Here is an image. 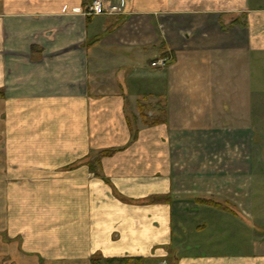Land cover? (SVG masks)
<instances>
[{"label": "crops", "instance_id": "crops-1", "mask_svg": "<svg viewBox=\"0 0 264 264\" xmlns=\"http://www.w3.org/2000/svg\"><path fill=\"white\" fill-rule=\"evenodd\" d=\"M91 1L0 0V264L153 261L179 214L224 208L250 250L199 253L203 235L173 264H264V0L73 13Z\"/></svg>", "mask_w": 264, "mask_h": 264}, {"label": "rangeland", "instance_id": "rangeland-1", "mask_svg": "<svg viewBox=\"0 0 264 264\" xmlns=\"http://www.w3.org/2000/svg\"><path fill=\"white\" fill-rule=\"evenodd\" d=\"M261 106H262L261 108L262 110L259 114L261 126L258 128V131H260V133L258 134V138H261L262 140H264V103H262ZM263 155H264V148H261V156ZM103 157H108V156H103ZM103 157H100L99 159ZM87 167L92 173L96 174L97 176L100 174L99 165H94V166L89 165ZM144 203L148 205H162V204H167L171 202L168 198L153 197V198H149ZM189 206H191V204H189ZM262 206H263L262 207L263 209L258 210V214H257L260 217H262L260 221L256 222V224L259 226V229L253 232H255L256 234L258 232V235L260 236V240L264 241V203ZM224 209L227 211V214L217 213L215 218L207 214L201 215L199 212L179 214L177 218L178 222L176 223L179 224L180 228L177 229L176 227L177 229L176 230L174 226V232L176 233L174 237L176 239L174 238L173 243L171 244L169 249L167 247L163 249L164 254L159 259H156L153 261L148 260V262H146L145 260H142L139 263H134V262H118V260L112 261L108 259H103L100 256H94L90 260L89 264H92L93 261L95 264H173L175 262L176 257L182 256V254H184L183 250H184L185 245L192 243L193 240L197 238H201L203 235L207 237V238L205 237V239H207L208 241L210 240L209 239L210 237H213L214 240H219V244H215V245L212 244L210 246V243H209L207 246L206 245L199 246L198 247L199 253H209L210 252L214 254L239 255V254L248 252L250 248L247 247V243L251 241L250 237L247 236V233H245L246 235L242 234V231L240 228V223L242 221L240 219H238V221L235 220L237 217L240 218V215L236 214L235 211L234 212L228 211L229 208L227 209L224 208ZM208 222H210V225L212 226L211 230H209V228L207 227V231H205L206 233H202V231L201 232L198 231L200 228L199 227L200 223H205L204 225L208 226ZM242 225L245 226V224L243 223ZM194 226L196 227L193 228ZM200 233L201 235L199 237L198 234ZM177 243L181 244L180 245V248L182 247L181 249L178 247H175L176 246L175 244ZM175 248H178L177 251L175 250ZM260 249H261V253H263L264 243L261 244ZM195 250L196 249L192 248V251H195Z\"/></svg>", "mask_w": 264, "mask_h": 264}, {"label": "built area", "instance_id": "built-area-1", "mask_svg": "<svg viewBox=\"0 0 264 264\" xmlns=\"http://www.w3.org/2000/svg\"><path fill=\"white\" fill-rule=\"evenodd\" d=\"M125 1L117 0L115 3H105L104 0H92L90 4L81 11L80 9L73 10V13L82 14L86 17L95 16H119L124 13ZM170 61L168 58H160L151 62L150 67L153 69H166Z\"/></svg>", "mask_w": 264, "mask_h": 264}, {"label": "trees", "instance_id": "trees-1", "mask_svg": "<svg viewBox=\"0 0 264 264\" xmlns=\"http://www.w3.org/2000/svg\"><path fill=\"white\" fill-rule=\"evenodd\" d=\"M113 153V151H106V152H102L98 155V159L100 157H103V156H109ZM113 261V260H112ZM142 260L141 259H126V260H118V262H134V263H139L141 262ZM92 264H95L94 261L92 262Z\"/></svg>", "mask_w": 264, "mask_h": 264}]
</instances>
